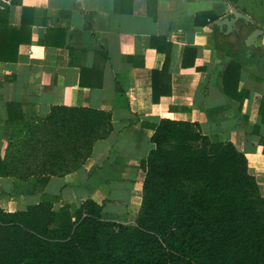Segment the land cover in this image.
I'll return each instance as SVG.
<instances>
[{"label":"crops","instance_id":"0c3cea01","mask_svg":"<svg viewBox=\"0 0 264 264\" xmlns=\"http://www.w3.org/2000/svg\"><path fill=\"white\" fill-rule=\"evenodd\" d=\"M1 1L8 28L0 44V165L15 167L12 158L28 153L26 140L53 107L109 114L110 131L93 143L81 171L50 177L42 187L58 197L53 209L90 199L104 204L103 219L132 223L143 180L139 161L153 149L150 126L160 119L197 123L211 142L233 144L264 199L257 113L264 99V0ZM233 11L247 18L248 30H261L250 48L213 26ZM233 60L240 63L233 94L246 92L241 103L230 98L231 84L230 96L223 93ZM38 201L32 184L0 177L4 212Z\"/></svg>","mask_w":264,"mask_h":264},{"label":"trees","instance_id":"16d2710c","mask_svg":"<svg viewBox=\"0 0 264 264\" xmlns=\"http://www.w3.org/2000/svg\"><path fill=\"white\" fill-rule=\"evenodd\" d=\"M6 18L0 8V44ZM239 68L227 64L222 87L229 97L231 84L230 98L241 103L246 92L233 94ZM258 102L264 125V99ZM110 127L107 113L53 107L26 140L28 153L12 158L15 167L0 165V177L39 193L38 203L22 211L0 209V264H264V199L246 159L228 141L211 142L194 122L160 119L150 126L153 149L139 161L143 180L132 223L103 219L104 204L90 199L53 209L58 197L42 187L50 177L81 171ZM259 145L264 155V136Z\"/></svg>","mask_w":264,"mask_h":264},{"label":"water","instance_id":"95a60500","mask_svg":"<svg viewBox=\"0 0 264 264\" xmlns=\"http://www.w3.org/2000/svg\"><path fill=\"white\" fill-rule=\"evenodd\" d=\"M0 7H4L1 0ZM213 26L217 27L219 31H221V28H224V32L229 34L233 33L240 40L244 48H250L261 35V30L258 28L248 30L249 21L247 18L235 11L221 20L214 22Z\"/></svg>","mask_w":264,"mask_h":264},{"label":"rangeland","instance_id":"374dc122","mask_svg":"<svg viewBox=\"0 0 264 264\" xmlns=\"http://www.w3.org/2000/svg\"><path fill=\"white\" fill-rule=\"evenodd\" d=\"M137 199H138V198L135 199V202H138Z\"/></svg>","mask_w":264,"mask_h":264}]
</instances>
